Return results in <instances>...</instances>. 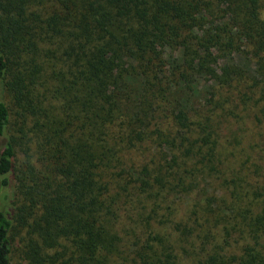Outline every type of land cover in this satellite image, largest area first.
Returning <instances> with one entry per match:
<instances>
[{"label":"trees","instance_id":"trees-1","mask_svg":"<svg viewBox=\"0 0 264 264\" xmlns=\"http://www.w3.org/2000/svg\"><path fill=\"white\" fill-rule=\"evenodd\" d=\"M0 264H264V0H0Z\"/></svg>","mask_w":264,"mask_h":264}]
</instances>
